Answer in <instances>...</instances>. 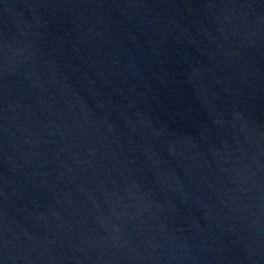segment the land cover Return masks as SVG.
Wrapping results in <instances>:
<instances>
[{"label":"water","instance_id":"1","mask_svg":"<svg viewBox=\"0 0 264 264\" xmlns=\"http://www.w3.org/2000/svg\"><path fill=\"white\" fill-rule=\"evenodd\" d=\"M0 264H264V0H0Z\"/></svg>","mask_w":264,"mask_h":264}]
</instances>
